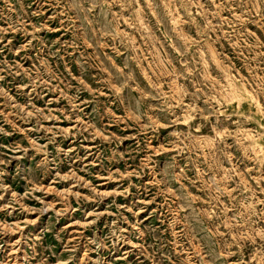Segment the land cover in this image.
I'll use <instances>...</instances> for the list:
<instances>
[{
	"label": "rangeland",
	"instance_id": "1",
	"mask_svg": "<svg viewBox=\"0 0 264 264\" xmlns=\"http://www.w3.org/2000/svg\"><path fill=\"white\" fill-rule=\"evenodd\" d=\"M0 264H264V0H0Z\"/></svg>",
	"mask_w": 264,
	"mask_h": 264
}]
</instances>
